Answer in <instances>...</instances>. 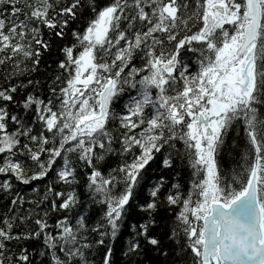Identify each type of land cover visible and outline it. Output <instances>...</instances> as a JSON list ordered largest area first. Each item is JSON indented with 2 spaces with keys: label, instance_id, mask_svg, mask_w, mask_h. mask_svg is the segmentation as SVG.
<instances>
[{
  "label": "snow or ice",
  "instance_id": "obj_1",
  "mask_svg": "<svg viewBox=\"0 0 264 264\" xmlns=\"http://www.w3.org/2000/svg\"><path fill=\"white\" fill-rule=\"evenodd\" d=\"M0 200V264H264V0H0Z\"/></svg>",
  "mask_w": 264,
  "mask_h": 264
},
{
  "label": "trees",
  "instance_id": "obj_2",
  "mask_svg": "<svg viewBox=\"0 0 264 264\" xmlns=\"http://www.w3.org/2000/svg\"><path fill=\"white\" fill-rule=\"evenodd\" d=\"M231 159H232V157L231 156H229V158H228V162L229 163H231ZM29 195L31 196L32 195V193L29 191ZM3 204H4V202L2 201V200H0V211H3L4 209H3Z\"/></svg>",
  "mask_w": 264,
  "mask_h": 264
}]
</instances>
